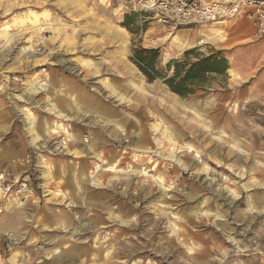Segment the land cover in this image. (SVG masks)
I'll return each instance as SVG.
<instances>
[{"label":"rangeland","instance_id":"rangeland-1","mask_svg":"<svg viewBox=\"0 0 264 264\" xmlns=\"http://www.w3.org/2000/svg\"><path fill=\"white\" fill-rule=\"evenodd\" d=\"M130 9L122 0H0V264H264V96H242L229 69L186 96L166 82L168 64L189 50L228 60L220 47L234 24L200 43L210 23L164 27ZM173 31L187 47L171 42ZM139 47L159 50L163 76L150 81L131 60ZM143 105L152 114L135 110ZM154 121L175 142L154 133ZM55 123L65 129L53 133ZM74 138L81 155L61 153Z\"/></svg>","mask_w":264,"mask_h":264},{"label":"crops","instance_id":"crops-1","mask_svg":"<svg viewBox=\"0 0 264 264\" xmlns=\"http://www.w3.org/2000/svg\"><path fill=\"white\" fill-rule=\"evenodd\" d=\"M159 25V21L155 20ZM234 24V30L226 45L221 46V50H228L229 70L234 74H237L242 81L238 85V89H241L242 96L260 97L264 96V37L256 36V27L252 20L246 16H239L232 19L229 23ZM225 23H214L210 27L205 29L206 31L200 36L208 37L209 42H216L223 37V32H219L216 26L223 27ZM166 27V26H164ZM185 30H194V28L184 27ZM202 30V29H201ZM171 42L176 44L179 49L187 47L188 41L183 38L178 32H169ZM252 40V41H249ZM246 41L244 44H242ZM240 42V45L234 46L235 43ZM207 48V47H205ZM72 91V90H71ZM71 99V98H70ZM65 99L66 105H72L71 100ZM95 106L101 107V101L95 102ZM98 107V109H99ZM102 111L103 109H99ZM15 146V145H14ZM10 145L11 157L19 156L20 152H24V146L20 143L19 147L15 148ZM10 157V152L8 153ZM16 168L17 165H16ZM88 171V166L83 168Z\"/></svg>","mask_w":264,"mask_h":264},{"label":"built area","instance_id":"built-area-1","mask_svg":"<svg viewBox=\"0 0 264 264\" xmlns=\"http://www.w3.org/2000/svg\"><path fill=\"white\" fill-rule=\"evenodd\" d=\"M130 10L150 12L163 26L197 28L246 16L264 37V0H122ZM200 41H204L203 38ZM207 43V42H201Z\"/></svg>","mask_w":264,"mask_h":264},{"label":"trees","instance_id":"trees-1","mask_svg":"<svg viewBox=\"0 0 264 264\" xmlns=\"http://www.w3.org/2000/svg\"><path fill=\"white\" fill-rule=\"evenodd\" d=\"M127 26V25H126ZM197 57L191 61L190 57ZM160 52L157 49L135 48L131 60L140 68L150 81L163 76L159 68ZM173 70V75L166 82L169 87L181 96L192 92L191 85L199 84L208 75H226L229 63L221 51H214L209 55H203L192 49L186 52L183 60H172L168 64Z\"/></svg>","mask_w":264,"mask_h":264},{"label":"bare ground","instance_id":"bare-ground-1","mask_svg":"<svg viewBox=\"0 0 264 264\" xmlns=\"http://www.w3.org/2000/svg\"><path fill=\"white\" fill-rule=\"evenodd\" d=\"M123 38H125V36H122ZM203 38V40L204 41H200V43L201 42H209V39H208V37H202ZM201 38V39H202ZM126 41H127V39H126ZM29 85H30V89L28 90L29 92H31V93H33L32 95H34V94H36L37 93V90L38 89H40V84H39V82H37L36 80H30L29 82ZM146 86V88H144L145 89V91L147 92V91H150V92H155L156 93V91H158L159 90V88L158 87H156L155 85H153V84H150V85H145ZM144 89H143V91H144ZM112 91H113V93L121 100V101H125V96H124V94H120V93H117V90H114V89H112ZM169 98L173 101V104H175V102H178V100L176 99V98H174L173 96H170L169 95ZM176 105V104H175ZM175 105H173V106H175ZM50 110L52 111V112H54V114H56L58 117H66V114H64V112H62V110H60L58 107H56L55 106V104H53L52 103V106L50 107ZM135 110H137V112H139L140 114H143V115H146L147 114V112H149V113H151L152 114V110L151 109H149L148 108V105H143V106H141V107H136L135 108ZM105 113H108V112H105ZM33 114L32 113H30L29 114V116L27 117V126H28V131H29V133H31L30 134V136H33V141L31 142V144L33 143L34 145H36L37 143H38V141L40 140V133H38L37 131H36V129H35V125H34V120H33V117H35V116H32ZM115 115V114H114ZM67 116H68V114H67ZM103 118H105V117H103ZM157 119V121L158 120H160V117H157L156 118ZM108 120V119H107ZM106 120V121H107ZM157 121H154L153 123H152V125H151V129L154 131V133H159V132H161V130L163 129V135H164V137L165 138H168L169 140H171V141H173V142H175L174 141V138H173V136H172V134H171V132L169 131V128H168V126H166V127H163L161 124H159ZM115 124H116V122H115ZM139 126H137L136 125V127L137 128H140L141 126H142V123H140L139 122ZM54 128H53V133H58V131H60L61 129H65L63 126H62V124H58V123H55L54 125ZM116 129H118V128H116ZM120 129H123V128H120ZM119 129V130H120ZM123 130H125V129H123ZM70 138H72V136H70ZM145 137L144 136H140L139 137V142H140V144H142L145 148H147L148 147V141H147V139H144ZM155 140H156V142L158 143V144H160V143H162V138H160V137H158L157 135H155ZM36 142V143H35ZM79 142H80V140L79 139H77V138H74L72 141H70V143L68 142H66L65 143V145L63 146V145H61L60 146V148H59V150H61V148L63 149V150H61V153H64V150L66 151V154H68V155H76V156H79V155H81V148H80V146H79ZM189 147H191L190 145H189ZM174 151H175V149H174ZM65 154V153H64ZM98 158H99V155H96ZM101 156V155H100ZM174 156L173 155H170V158H173ZM179 162L180 163H182V165H184L185 167H187L188 166V164L186 163V161H184V160H179ZM44 166L46 167V175H49L52 171H51V169H50V167H49V165H47V164H44ZM99 167H97V169H98ZM109 168L110 169H117V167H115V162H113L110 166H109ZM50 176V175H49ZM47 177V183L49 184V183H52L51 181H52V178L51 177ZM51 176H52V174H51ZM53 177V176H52ZM2 179L3 178H5V176H3V177H1ZM93 179H94V182L95 183H98V180H99V178L97 177H93ZM0 193H1V189H0ZM62 195H63V193H62ZM109 255V254H108ZM109 256H112V255H109ZM59 262V261H58Z\"/></svg>","mask_w":264,"mask_h":264}]
</instances>
